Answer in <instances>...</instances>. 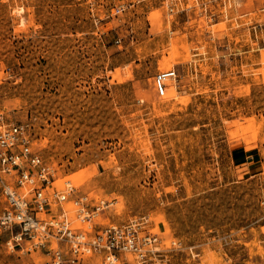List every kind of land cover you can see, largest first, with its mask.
Returning <instances> with one entry per match:
<instances>
[{
	"label": "rangeland",
	"instance_id": "374dc122",
	"mask_svg": "<svg viewBox=\"0 0 264 264\" xmlns=\"http://www.w3.org/2000/svg\"><path fill=\"white\" fill-rule=\"evenodd\" d=\"M0 114L57 184L180 241L165 264H264V0H0ZM26 261L45 257L1 240L0 264Z\"/></svg>",
	"mask_w": 264,
	"mask_h": 264
},
{
	"label": "built area",
	"instance_id": "2783aa9c",
	"mask_svg": "<svg viewBox=\"0 0 264 264\" xmlns=\"http://www.w3.org/2000/svg\"><path fill=\"white\" fill-rule=\"evenodd\" d=\"M175 77L174 69L157 70L155 93L161 96ZM56 181L55 169L33 146L31 125L5 123L0 114V242L7 252L41 255V264H165L162 255L181 245L163 242L143 215L111 222L110 202Z\"/></svg>",
	"mask_w": 264,
	"mask_h": 264
},
{
	"label": "crops",
	"instance_id": "0c3cea01",
	"mask_svg": "<svg viewBox=\"0 0 264 264\" xmlns=\"http://www.w3.org/2000/svg\"><path fill=\"white\" fill-rule=\"evenodd\" d=\"M245 143V141H243ZM250 146L238 145L234 146L230 151V160L233 164L239 166L244 164H250L253 157L252 150L249 149Z\"/></svg>",
	"mask_w": 264,
	"mask_h": 264
},
{
	"label": "bare ground",
	"instance_id": "6f19581e",
	"mask_svg": "<svg viewBox=\"0 0 264 264\" xmlns=\"http://www.w3.org/2000/svg\"><path fill=\"white\" fill-rule=\"evenodd\" d=\"M177 42V41H176ZM182 44V43H181ZM177 45L178 44H176L175 42L173 43L172 42V48H173V52H172V56H170V59H171V57H172V61L174 62V63H177V61H179L180 59H179V51H178V47H177ZM179 59V60H178ZM163 65H162V67H167L168 65H169V59H164V62L162 63ZM168 69H170V68H168ZM171 69H173V68H171ZM166 70V69H165ZM176 79V77L173 79V80H175ZM171 81V80H170ZM170 81H168L167 83H168V85L170 84L169 82ZM167 85V86H168ZM174 93H175V90L173 89V87H172V89H169V90H167L166 92H165V95H163L162 97L163 98H168V97H171V96H173L174 95ZM256 140V139H255ZM254 139H253V141H255ZM81 176V175H80ZM82 177V176H81ZM73 179H75V178H73ZM82 179V178H81ZM79 180H80V178H79ZM58 181V180H57ZM65 181V180H64ZM64 181H62V182H64ZM66 181H68V182H70V184L73 186V184H72V182L71 181H69V180H66ZM77 181V180H76ZM62 184V183H61ZM68 209L70 210V207H68Z\"/></svg>",
	"mask_w": 264,
	"mask_h": 264
}]
</instances>
